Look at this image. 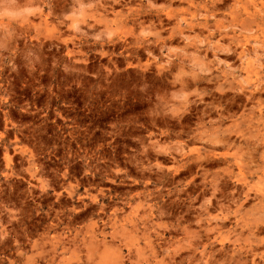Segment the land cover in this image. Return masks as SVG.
Listing matches in <instances>:
<instances>
[{"label": "rangeland", "instance_id": "374dc122", "mask_svg": "<svg viewBox=\"0 0 264 264\" xmlns=\"http://www.w3.org/2000/svg\"><path fill=\"white\" fill-rule=\"evenodd\" d=\"M0 264H264V0H0Z\"/></svg>", "mask_w": 264, "mask_h": 264}, {"label": "bare ground", "instance_id": "6f19581e", "mask_svg": "<svg viewBox=\"0 0 264 264\" xmlns=\"http://www.w3.org/2000/svg\"><path fill=\"white\" fill-rule=\"evenodd\" d=\"M200 158V157H199ZM198 160H200V159H198ZM195 162V161H194ZM191 167V166H190ZM199 167H201V166H199ZM165 176V175H164ZM164 178V177H163ZM208 179V178H207ZM206 181V180H205ZM208 181V180H207ZM210 182V181H209ZM214 185V184H213ZM211 186V185H210ZM204 187V186H203ZM205 187H206V185H205ZM218 187V186H217ZM215 188V187H214ZM219 188V187H218ZM247 196H248V194H247ZM217 198V197H216ZM248 198V197H247ZM206 204V203H205ZM217 204V203H216ZM166 205V204H165ZM207 205V204H206ZM208 208H209V206H208ZM159 209V208H158ZM160 210H161V208H160ZM163 212V211H162ZM167 213V212H166ZM207 215V214H206ZM202 216V215H201ZM198 219V218H197ZM200 219H201V217H200ZM207 222V221H206ZM208 223V222H207ZM210 226V225H209ZM201 228V227H200ZM208 228V227H207ZM201 233V232H200ZM197 234V233H196Z\"/></svg>", "mask_w": 264, "mask_h": 264}, {"label": "crops", "instance_id": "0c3cea01", "mask_svg": "<svg viewBox=\"0 0 264 264\" xmlns=\"http://www.w3.org/2000/svg\"><path fill=\"white\" fill-rule=\"evenodd\" d=\"M55 189H56V188L54 187V188H53V190H54V192H56V193H57V191H56ZM48 192H49V191H48ZM49 193H50V192H49Z\"/></svg>", "mask_w": 264, "mask_h": 264}]
</instances>
